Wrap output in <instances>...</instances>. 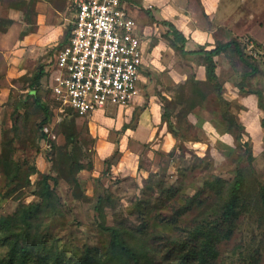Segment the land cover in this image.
Masks as SVG:
<instances>
[{
	"label": "rangeland",
	"instance_id": "1",
	"mask_svg": "<svg viewBox=\"0 0 264 264\" xmlns=\"http://www.w3.org/2000/svg\"><path fill=\"white\" fill-rule=\"evenodd\" d=\"M69 17L63 0H0V264L17 263L16 242L33 244L34 264H51L52 253L63 264H264V114L253 106L255 92L264 98L259 45L241 42L257 71L237 55L239 76L221 95L196 80L198 60L179 61L188 74L177 83L156 77L171 140L166 146L139 136L142 145L118 165L122 153L110 131L50 91ZM40 67L35 93L47 114L31 96ZM112 105L101 114L115 117ZM101 142L113 144L107 157L97 154ZM238 172L242 191L224 221ZM111 229L121 234L122 249L111 247Z\"/></svg>",
	"mask_w": 264,
	"mask_h": 264
},
{
	"label": "crops",
	"instance_id": "2",
	"mask_svg": "<svg viewBox=\"0 0 264 264\" xmlns=\"http://www.w3.org/2000/svg\"><path fill=\"white\" fill-rule=\"evenodd\" d=\"M127 8L137 25L142 43L143 64L139 95L131 104L116 107V116L113 118L102 115V111H97L88 118L89 124L96 129L105 128V132L110 131L118 142L122 153L118 165L133 157L134 149L142 145L138 142L139 136L145 137L150 143L155 139L161 141L162 138V143L168 146L171 139L161 122V107L155 95L154 82L158 78L166 86L183 80L188 73L185 67L179 65L180 60H198L200 63L194 74L196 80L203 82L206 81L203 58L190 54L200 48L211 50L230 41L237 42L241 48V42L245 39L250 46L259 45L262 50L257 54L264 57V0H127ZM144 9L149 10L150 15L145 14ZM14 16L19 17V14ZM68 20L65 19L64 29ZM161 21L172 24L183 35L187 54L182 55L171 46L172 36H168L169 29L160 24ZM62 33L61 29L58 36ZM233 54L236 52L231 46L215 58L216 75L223 88L232 85L239 76L234 69V63L238 62L237 54L234 59L227 60V56ZM143 103L145 105L142 106ZM253 106L258 112L256 100ZM137 109L139 111L135 125L130 127ZM112 147V142H101L97 145V154L107 157ZM124 168L127 172L128 169Z\"/></svg>",
	"mask_w": 264,
	"mask_h": 264
},
{
	"label": "built area",
	"instance_id": "3",
	"mask_svg": "<svg viewBox=\"0 0 264 264\" xmlns=\"http://www.w3.org/2000/svg\"><path fill=\"white\" fill-rule=\"evenodd\" d=\"M65 3L69 35L53 55L52 97L80 117L131 104L140 92L143 54L127 0Z\"/></svg>",
	"mask_w": 264,
	"mask_h": 264
},
{
	"label": "trees",
	"instance_id": "4",
	"mask_svg": "<svg viewBox=\"0 0 264 264\" xmlns=\"http://www.w3.org/2000/svg\"><path fill=\"white\" fill-rule=\"evenodd\" d=\"M65 3V0H63ZM66 5V3H65ZM67 7V6H66ZM144 13L147 15H150L149 10H145L144 9ZM160 24H162L163 26H166L169 29V35L172 36L171 39V46L178 51L180 54L185 55L187 54L184 50V45H185V38L183 37V35L177 31L175 29V27L165 21H161ZM69 33V27L67 26V28L65 29L64 35L62 40L59 42L58 46L56 47L55 51L60 48L63 44H65V42L67 41V37ZM233 46L235 49V52L237 53L240 61L246 65L247 67H249L251 69L252 74H254L257 70L254 66H252V64L250 62H248V60L243 56L242 53V49L239 47L238 43L235 41H230L226 44L223 45H217L214 49L211 50H205L204 48H200L197 51H194L190 54L192 55H199L202 56L203 58V63H204V69H205V78L206 81L209 83H212L213 86L216 88V91L218 93V95H221V91H222V86L218 81L217 75H216V61L215 58L220 56V54H222L227 48ZM54 51V53H55ZM54 55V54H53ZM43 75V69L42 67L39 68V70L37 71L36 74L33 75V77L31 78V82H30V86L33 90V92L31 93V96L33 97V101L34 104L43 111L44 114H47L48 110L47 108L41 103L39 97L36 95L35 93V88L39 85L40 79ZM255 97H256V102H257V107L258 109L264 114V98L263 95L260 92H255L254 93ZM18 108H15L13 115L15 113H17ZM69 110V109H68ZM71 111V110H70ZM161 121L166 123V125H168V127H170V122L166 119H163V116H161ZM261 127L264 130V115H263V119L261 120ZM218 184H222V183H218ZM216 185V184H215ZM47 188V185H45ZM242 187H243V175L241 174V172H238L236 174V177L234 178L233 184L231 186L230 189V193H229V197L227 200V203L225 205L224 208V221H228L229 218L232 216L237 200L239 198V195L242 191ZM262 202L264 205V195H262ZM29 218H31V214H28L27 217H25V220H29ZM28 226V225H27ZM108 230V229H106ZM111 233V247L113 248H117V250H119L118 248L122 249L123 248V243L121 241V234L116 231L111 229L110 230ZM19 239V238H18ZM20 241V240H19ZM122 247V248H121ZM33 244L30 245V247H28V245H22L20 242H16L15 245V249L17 251L13 250L12 247V256L13 258L16 257L17 259V263L15 264H34L33 263V255L31 252V249H33ZM51 255V264H63V260L60 256V254H50Z\"/></svg>",
	"mask_w": 264,
	"mask_h": 264
}]
</instances>
